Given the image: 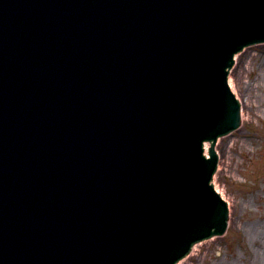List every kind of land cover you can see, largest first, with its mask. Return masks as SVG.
Wrapping results in <instances>:
<instances>
[{
    "label": "water",
    "instance_id": "water-1",
    "mask_svg": "<svg viewBox=\"0 0 264 264\" xmlns=\"http://www.w3.org/2000/svg\"><path fill=\"white\" fill-rule=\"evenodd\" d=\"M263 40L264 0H0V264H173L223 231L227 76Z\"/></svg>",
    "mask_w": 264,
    "mask_h": 264
},
{
    "label": "rangeland",
    "instance_id": "rangeland-1",
    "mask_svg": "<svg viewBox=\"0 0 264 264\" xmlns=\"http://www.w3.org/2000/svg\"><path fill=\"white\" fill-rule=\"evenodd\" d=\"M246 49L255 65L257 61L264 66V43ZM237 65L236 61L230 80L243 102L242 127L219 139L215 180L230 203L229 228L224 236L198 244L179 264H257L259 254L264 252V241L253 240L247 230L264 220V86L255 90L258 80L249 73L240 78L238 72L235 74ZM248 81L255 82L254 93L261 98V102L252 98L254 106L249 103L244 84ZM258 248L263 249L258 252Z\"/></svg>",
    "mask_w": 264,
    "mask_h": 264
},
{
    "label": "bare ground",
    "instance_id": "bare-ground-1",
    "mask_svg": "<svg viewBox=\"0 0 264 264\" xmlns=\"http://www.w3.org/2000/svg\"><path fill=\"white\" fill-rule=\"evenodd\" d=\"M249 59H252V60L249 61ZM253 59L254 58L252 56V53H250L247 49H245L242 53H239L237 55V62H238L237 66L238 67H236V69H235V72H236L235 74H237V72H238V76L242 79H243L245 73L246 74L249 73L253 79L258 80L257 85L253 81H248V82L244 83V84H246V89H247V93L249 96V103L251 106H254V102L256 100L261 102L260 96L258 94L256 95L254 93L253 88L256 85L255 90L256 89L258 90L264 86V66L262 64L257 65V61L255 62L256 63V65H255ZM231 82H232V80H231ZM253 97H254L255 101H253V99H252ZM206 153H208V144H207ZM214 180H216V177L214 178ZM247 230H248V234H249L250 238H252L253 240L264 241V220L262 222L259 221V222L253 223L250 227H248ZM261 249H263V248H261ZM261 249L258 248V252H261L262 251ZM263 251H264V249H263ZM258 258L260 259V261H257V264H264V252L260 253ZM213 264H216V263H213ZM228 264H230V263L228 262Z\"/></svg>",
    "mask_w": 264,
    "mask_h": 264
}]
</instances>
